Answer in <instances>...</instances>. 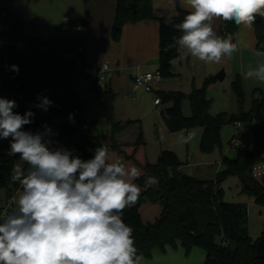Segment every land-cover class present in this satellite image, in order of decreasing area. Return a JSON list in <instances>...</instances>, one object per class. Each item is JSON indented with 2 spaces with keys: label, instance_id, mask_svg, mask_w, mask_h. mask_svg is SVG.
<instances>
[{
  "label": "trees",
  "instance_id": "1",
  "mask_svg": "<svg viewBox=\"0 0 264 264\" xmlns=\"http://www.w3.org/2000/svg\"><path fill=\"white\" fill-rule=\"evenodd\" d=\"M87 0H84L86 2ZM14 0H0V12H6L11 21L12 35L23 42L21 49L14 47L0 53V71L5 73L4 86L0 97L8 96L14 100L15 112L23 115L32 111V123L24 126L31 131L33 127L48 126L58 120L65 124L52 130V148H65L82 159H90L96 147L108 146L110 159L119 160L126 167L136 166L140 177L134 182L141 187L137 203L123 212L125 223L133 228V236L138 256L150 258L155 250L165 252L167 245L176 247L180 241L189 253L193 247L206 252L202 264H262L261 254L264 245V230L253 239L248 229V208L246 203L226 202L221 197L220 183L229 175H236L242 190L254 196L259 204H264V185L251 175L252 166L264 160V91L261 97L255 96L249 110H241L226 118L224 114L209 113L210 100L206 95L207 84L215 77H207L201 87H193L191 92L157 91L161 103L169 102L161 108L160 116L169 132L187 130L194 126L202 127L200 150L212 152L220 144V130L225 123L236 121H255L254 139L250 149H237L233 158L224 155V168L215 178L201 180L179 170L181 162L173 150H162L155 163L148 160L145 153V140L140 129L136 140L120 144L116 135L133 125L136 121L118 120L114 114L115 92L108 85H93L95 99L99 102L104 119L110 125V143L94 132L81 116V101L78 88L73 81L83 72L82 64L69 53L75 52L80 42L74 37L40 38L27 34L24 22L16 18L13 11ZM186 11L178 15L159 17V66L162 76L173 74L171 61L179 56L180 48L176 38L182 33L173 27L183 21ZM153 0H116L110 37L119 41L126 23H136L154 18ZM171 19L166 24L165 19ZM224 35L233 34L236 38L238 26L234 21H224ZM256 46L264 52V19L255 21ZM224 36V37H225ZM82 47V46H81ZM83 49V48H82ZM12 53L9 62L7 54ZM78 56L82 57V52ZM19 71L12 70V66ZM239 102H242V84L239 75L233 82ZM257 89L254 90L256 95ZM47 97L52 101L47 116H38L34 106L38 98ZM190 102L191 114L182 112V101ZM72 116L70 120L69 117ZM85 128V131L82 129ZM10 138L0 139V190L11 196L18 184L10 186L13 158L9 155ZM27 168V165H24ZM157 177L158 185L147 186L148 177Z\"/></svg>",
  "mask_w": 264,
  "mask_h": 264
},
{
  "label": "clouds",
  "instance_id": "2",
  "mask_svg": "<svg viewBox=\"0 0 264 264\" xmlns=\"http://www.w3.org/2000/svg\"><path fill=\"white\" fill-rule=\"evenodd\" d=\"M190 11L173 27L182 34L176 44L205 62L220 60L238 51L233 34L218 36L214 18L234 21L251 28L257 17L264 19V0H186ZM171 24V19H165ZM264 55V52H257ZM12 70L18 72L17 66ZM245 79L264 81V64L249 69ZM36 107L47 111L52 101L38 98ZM14 100L0 97V139L10 138L9 155L19 154L11 178L21 190L14 206L0 217V264H139L133 228L123 212L134 206L141 187L134 181L141 172L112 161L108 146L96 147L90 159L65 148H52L47 139L52 130H24L34 113L14 111ZM69 119H72L70 115ZM192 134L181 137L183 142ZM27 165V168L24 167ZM156 186L157 177H148Z\"/></svg>",
  "mask_w": 264,
  "mask_h": 264
},
{
  "label": "rangeland",
  "instance_id": "3",
  "mask_svg": "<svg viewBox=\"0 0 264 264\" xmlns=\"http://www.w3.org/2000/svg\"><path fill=\"white\" fill-rule=\"evenodd\" d=\"M39 0H30V8L36 9L39 15L47 18L42 25H36L37 29H31V33L38 31L49 32L51 36H66L67 33H76L81 25L76 28L75 14L71 12L72 18L75 20H69L71 28L67 31L63 30L61 25L63 22L64 14L67 15V10L63 4L54 0V5L49 6L43 10L42 4H35ZM159 4H163L162 0H156ZM173 8L176 15L180 10L186 11L187 14L190 11V7L187 5L186 0H179L180 7L177 8L174 0ZM48 3V2H47ZM90 0L84 2V0H77V7L82 10V14L79 15L76 12V16L87 18L92 20L91 15L93 13ZM86 10L88 12H86ZM91 11V15L89 13ZM74 16V17H73ZM88 16V17H87ZM70 18V17H69ZM214 32L224 37L225 24L222 18H214L211 21ZM44 28V29H42ZM47 29V31H46ZM255 38L254 26L251 28L243 25L238 26L236 32L235 42L237 43L238 51L234 52L231 57H223L220 62H205L196 57L191 56L186 49H180V54L171 61V70L173 72L170 76L163 77V87L166 91L178 90L184 93L191 92L193 87H201L205 78L211 76L215 79L211 80L206 86V95L210 100L209 113L216 115L219 113L224 114L226 118H229L233 114L239 113L241 110H249L252 106V101L255 96L261 97V93L264 91V81L257 80L255 78L245 79L244 73L249 69H256L259 65L264 64V55H257L258 50L249 46L250 40ZM236 44V43H235ZM262 52V51H260ZM96 66L93 67V72H96ZM154 70V69H152ZM220 71H224L225 76L222 80L216 78V74ZM241 78L242 84V102H239L237 94L235 92L233 82L238 75ZM86 75H82V79H86ZM113 88L115 92L114 99V114L116 118H138L140 119V125L143 128V137L145 140V153L148 160L155 163L160 155L162 149L174 150L180 161L182 172L195 178L213 179L216 173L224 168L222 164V158L227 155L230 158L235 157L237 149L229 146L230 139L237 133L242 131V128L249 127V123L240 120L241 130L237 129L235 122L225 123L220 130V144L210 153H203L200 150V138L202 135V127L194 126L187 130H180L177 132H169L165 124L161 123V117L159 110L169 105V102L161 103L158 107H154L152 99L156 98L157 91L150 92V103H145L143 107L140 105L141 94L138 92H132L130 89V78L123 74L115 73L112 77ZM108 83V82H107ZM105 83L104 85H106ZM255 88L257 89L256 95L254 94ZM93 91V84L87 80L86 84L82 88V98L89 96V93ZM84 102H89L86 106L90 105L92 120L96 123L100 133L106 135L107 124L105 122L103 112L100 108V104L97 100L83 99ZM138 111V112H137ZM145 112V113H144ZM182 112L185 116L191 114L190 102L187 98L182 101ZM65 124L64 120L55 121L52 124L51 129L55 130L59 125ZM192 134V139L186 143L181 140V137H187ZM254 139V128L249 130L243 135L242 140L246 143V148L250 149ZM20 163L23 166V162L19 160V154L14 155L13 167ZM259 181L264 185V176L259 178ZM221 197L226 202H242L246 203L248 208V229L249 234L253 239H256L264 230V204H259L255 201L254 196L250 193L244 192L239 178L236 175H229L223 179L220 183ZM21 189L15 192V197ZM263 255L262 264H264V245L261 250ZM206 255V254H205Z\"/></svg>",
  "mask_w": 264,
  "mask_h": 264
},
{
  "label": "crops",
  "instance_id": "4",
  "mask_svg": "<svg viewBox=\"0 0 264 264\" xmlns=\"http://www.w3.org/2000/svg\"><path fill=\"white\" fill-rule=\"evenodd\" d=\"M29 1L30 0H14L12 4L15 16L16 18L23 20L25 32L27 34L40 38L74 37L79 40L80 45L83 48L82 58H81L83 72L73 81L72 85H75L78 88L80 101L82 104L81 107L82 118H84V120L89 123L90 127L93 128L94 132L102 136L104 143L109 144L110 125L106 123L108 132L106 133V135H102L96 123L92 120V117L90 116L92 110L90 108V105L86 106L91 101L86 103L84 102L85 100H83L89 98H91L92 100L95 99L94 88L93 91L89 93V96H86V98H82V88L86 84L87 80H89V76L94 73L93 72L94 70H92L93 67L96 66L95 69L97 70L102 63L107 62L113 69L112 77L115 73H117V74H123L124 76L130 78L129 86L131 91L138 92L139 94H141L140 95L142 99V101H140L141 107H143V105L147 102L150 103V92L146 91L141 86L136 87L133 81V77L138 72L158 69L159 66V61H158L159 19L158 18L176 15V12L174 11L173 8L172 0H162L163 4H159L158 1L153 0V13L155 17L150 19H143L136 23H126L122 28L121 37L119 41H113L110 37V29L113 22L116 0H90L89 7L93 5L92 7L93 13L92 15H91V11H89V13L93 21L88 20L87 18H82L80 20L79 18L80 16H76V12H78L79 15L82 14V10L76 6L77 0H55L61 2V4H63V6L67 8L65 9V11L67 10V15L63 13L64 14L63 24L65 23L69 24L68 21L72 18L71 16H69L72 15L71 12L75 14V18L77 19L76 25L77 23L78 24L80 23V25L82 24L80 29L76 33H72V34L67 33L66 36H62V37L51 36L49 32H45V31L43 32L36 30L35 33L30 32V30L35 29V27L37 29L36 26L37 24L42 25V23L44 24L46 21H48V15L47 18L39 15L41 11L37 12L36 9L34 11V9L30 8V5L28 4ZM35 4L38 5L42 4L44 10L49 6H53L54 0H39ZM176 7L177 8L180 7L179 1H178V6ZM86 12L88 11L86 10ZM75 18H72L71 20H75ZM77 27H79V25H77L76 28ZM240 41L241 40L238 39V41L235 43L237 44ZM249 46L254 47V49H256L255 48L256 35L255 38H252L250 40ZM84 74L87 76L85 80L81 78V76ZM112 77L106 85L110 86V88L114 91ZM162 84L159 90L166 91ZM173 91H178V90H173ZM152 104L154 107H157V109H159L158 107L161 105L160 98L156 97L152 99ZM160 110H159V114H160ZM116 119L118 120L131 119L136 121L128 129L116 135V141L120 144L133 143L137 138L139 130L141 129L143 131L142 125H140V119L138 118L135 119L116 118ZM160 122L164 124L162 118ZM82 130L85 131V128H83ZM179 170L182 172L181 166ZM198 179L205 180L206 178L205 179L198 178ZM205 254H206L205 250H203L200 247H193L190 250V252L187 253L186 249L182 246L181 242L177 241L175 248H173L170 245H167L165 247V252H162L160 250H155L150 258L140 256L142 257V259L140 260L139 264H202L206 259Z\"/></svg>",
  "mask_w": 264,
  "mask_h": 264
},
{
  "label": "built area",
  "instance_id": "5",
  "mask_svg": "<svg viewBox=\"0 0 264 264\" xmlns=\"http://www.w3.org/2000/svg\"><path fill=\"white\" fill-rule=\"evenodd\" d=\"M70 28V25L65 23L62 25L63 30H68ZM16 48L21 49L23 47V42L21 40H16L12 35V27H11V21L8 19L6 12H0V53H5L10 48ZM180 48V47H179ZM182 49V48H181ZM82 52L81 45H78L75 52L69 53L67 57L72 58L75 57L77 63L82 64V57L78 56L79 53ZM113 69L112 67L107 63H102L95 73L89 76V81L94 85L102 86L105 83L109 82L112 77ZM4 77L5 73L0 71V90L4 86ZM133 81L136 87L141 86L148 92L158 91L162 82H163V76L161 72L158 69L150 70V71H144V72H138L134 75ZM39 104V103H38ZM34 111L38 116H47V111H43L40 108L34 106ZM249 127L242 128L241 122L236 121V127L237 129L242 131L234 135L230 141L229 146L231 148L235 149H245L246 143L242 140L243 135L249 130V128L255 127V121H250ZM48 127V126H47ZM49 128V127H48ZM45 126H37L33 127L31 132H44ZM47 139H50L52 141V144L54 143V138L50 135L49 137H46ZM50 145V147L52 146ZM251 175L254 178H261L264 176V160L259 161L255 163L251 168ZM14 183L18 184V189H21V186L18 181H13L11 178L10 181V188H13ZM18 189H14L11 196L6 197L5 193L6 190H0V217L6 215L14 206V197L15 192Z\"/></svg>",
  "mask_w": 264,
  "mask_h": 264
},
{
  "label": "water",
  "instance_id": "6",
  "mask_svg": "<svg viewBox=\"0 0 264 264\" xmlns=\"http://www.w3.org/2000/svg\"><path fill=\"white\" fill-rule=\"evenodd\" d=\"M178 1L179 0H174L176 6H178ZM256 21H260V17H257V20ZM11 55L12 53H8L7 54V62H9L10 58H11ZM225 76V73L224 71H220L219 73L216 74V78L219 79V80H222ZM6 99H9L8 96L5 97Z\"/></svg>",
  "mask_w": 264,
  "mask_h": 264
}]
</instances>
